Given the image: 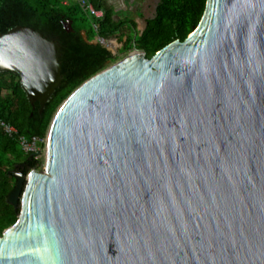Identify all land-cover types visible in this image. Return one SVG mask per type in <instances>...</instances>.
I'll return each instance as SVG.
<instances>
[{"label": "water", "instance_id": "water-1", "mask_svg": "<svg viewBox=\"0 0 264 264\" xmlns=\"http://www.w3.org/2000/svg\"><path fill=\"white\" fill-rule=\"evenodd\" d=\"M0 71L40 110L56 45L14 28ZM12 175L0 264H264V0H205L150 57L132 37L55 108L42 169Z\"/></svg>", "mask_w": 264, "mask_h": 264}, {"label": "trees", "instance_id": "trees-1", "mask_svg": "<svg viewBox=\"0 0 264 264\" xmlns=\"http://www.w3.org/2000/svg\"><path fill=\"white\" fill-rule=\"evenodd\" d=\"M100 8L99 0H89ZM205 0H158L154 16L138 34L134 45L150 57L165 44L182 40L196 26ZM97 21V34L111 37L129 26L131 21L114 20L104 10ZM69 20L71 31H65L61 21ZM92 18L74 0H0V35L17 27L30 28L56 45L59 81L39 110V103H30L19 86L18 77L0 71V119L12 125L24 136L45 135L50 118L58 104L83 80L130 50L132 34L121 48L112 53L108 48L92 42ZM120 41V37L117 38ZM23 154V155H22ZM39 161L20 151L14 138L0 128V232L16 220V209L6 201L14 184L13 171L26 173L38 169Z\"/></svg>", "mask_w": 264, "mask_h": 264}, {"label": "crops", "instance_id": "crops-1", "mask_svg": "<svg viewBox=\"0 0 264 264\" xmlns=\"http://www.w3.org/2000/svg\"><path fill=\"white\" fill-rule=\"evenodd\" d=\"M156 0H99L100 8L111 13L114 20H125L133 23V28L128 27L111 36L110 51H118L127 36H135L143 29L144 21L151 17ZM120 37V41L117 38Z\"/></svg>", "mask_w": 264, "mask_h": 264}, {"label": "built area", "instance_id": "built-area-1", "mask_svg": "<svg viewBox=\"0 0 264 264\" xmlns=\"http://www.w3.org/2000/svg\"><path fill=\"white\" fill-rule=\"evenodd\" d=\"M79 6L92 18L91 28L94 31L93 42H98L99 44L110 49L111 37L103 38L97 34V21L103 16V9L96 8L92 5L89 0H74ZM0 128L2 131L11 138H14L20 151L24 154H32V157L40 162L43 157V149L45 143V135L43 137L38 136H24L17 133L16 129L8 124L7 122L0 119Z\"/></svg>", "mask_w": 264, "mask_h": 264}, {"label": "rangeland", "instance_id": "rangeland-1", "mask_svg": "<svg viewBox=\"0 0 264 264\" xmlns=\"http://www.w3.org/2000/svg\"><path fill=\"white\" fill-rule=\"evenodd\" d=\"M152 15H153V13L151 14V16H152ZM128 53H129V50L120 53V54L117 56V58H116L113 62H111V63H109V64H112V63H114V62H116V61L122 59V58H123L124 56H126ZM22 155H23V154H22ZM42 166H43V157L40 159L38 169H35V170H40V169H42Z\"/></svg>", "mask_w": 264, "mask_h": 264}]
</instances>
